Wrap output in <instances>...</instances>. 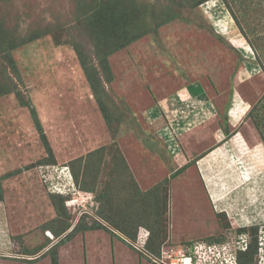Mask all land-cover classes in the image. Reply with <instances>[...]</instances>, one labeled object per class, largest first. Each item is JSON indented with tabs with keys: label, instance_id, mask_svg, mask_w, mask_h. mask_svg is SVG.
Returning a JSON list of instances; mask_svg holds the SVG:
<instances>
[{
	"label": "rangeland",
	"instance_id": "obj_1",
	"mask_svg": "<svg viewBox=\"0 0 264 264\" xmlns=\"http://www.w3.org/2000/svg\"><path fill=\"white\" fill-rule=\"evenodd\" d=\"M104 1L0 0V85L16 88L0 96V178L15 172L1 180L0 264H51L47 250L80 218L83 225L102 222L94 194L80 189L93 171H98L101 185L116 176L113 200L122 205L126 201L134 214L139 203L129 199L136 189L153 188L213 148L171 179L162 249L175 256L188 248L193 264H236V251L244 245L237 229L258 225L260 248L254 264L264 262V66L256 62L260 53L264 63V0H208L199 7L185 6L180 8L183 20L161 26L109 56L113 80L100 75L114 114L111 125L73 47L80 46L100 69L87 14ZM139 2L155 4L156 9L169 4ZM35 34L37 39L11 51L17 66L12 68L2 48L27 42ZM18 92L37 110L57 160L53 166L44 163L48 153ZM253 107L263 117V131L249 115ZM96 151L99 157L103 153L99 169L85 164L87 155ZM91 160L98 167L95 155ZM31 164L35 166L27 169ZM73 184L75 191L66 202L71 226L56 237L64 217L51 200V188L65 192ZM221 211L222 222L217 216ZM226 223L229 227L222 226ZM140 230L131 243L124 235L79 230L57 244L59 264H156L129 245L143 248L148 233ZM215 235L223 236L222 242L206 243ZM187 240L193 245H184ZM175 260L172 256L156 262Z\"/></svg>",
	"mask_w": 264,
	"mask_h": 264
},
{
	"label": "trees",
	"instance_id": "obj_2",
	"mask_svg": "<svg viewBox=\"0 0 264 264\" xmlns=\"http://www.w3.org/2000/svg\"><path fill=\"white\" fill-rule=\"evenodd\" d=\"M162 1H167L169 4L167 6H159V8L156 9L154 6L155 4H147L144 2H139V0H105V3L97 5L91 15L87 14V28L90 29V39L93 46L95 47L97 63L100 69H98V67L94 66L91 63L88 55L83 52L80 46H78L77 44L73 45L79 57L81 67L91 88L92 94L94 95V98L100 108L105 122L108 125H111L112 119L114 118V114L107 106V101L105 98L106 91L103 85L102 76L100 74L102 72L104 79L107 82H111L113 80V74L109 63V56H111L115 52H118L128 47L133 42L139 40L150 32L157 33L158 28H160L161 26L167 25L175 20L182 19L183 16L181 15L180 8H183L185 6H190L191 8L197 6L199 7L200 4L208 0ZM157 2L160 3L161 0H157ZM173 5H175L178 9L174 8ZM230 11L235 15L233 10ZM38 37L39 36L35 34L32 35L29 40L27 39V42L23 41L10 47L2 48V51H4V53L8 55V61L10 62L12 68L16 69L17 66L11 54V51L16 47L22 45V43H28L29 41L37 39ZM252 44L254 43L252 42ZM254 47L257 52L258 48H256L255 45ZM262 53L264 54V50H262ZM259 57L260 53H258V60H256V62L259 63L260 66L261 63L264 66L263 60ZM188 89L190 90V86L188 87ZM13 91H16V88L13 86H7L3 88L0 85V96L6 95ZM18 97L20 98L21 103L30 107L32 111L35 126L41 136L42 142L48 153V159H46L44 163L51 164L49 166L55 165L57 163V160L55 158L51 143L47 135L45 134L43 124L37 114L36 108L29 101L23 100L21 96H19V92ZM249 115L253 120L254 125L261 131L262 129L260 128V123L263 117L260 116L259 118L258 111H256L254 107L250 110ZM224 130L225 133L228 135V129L226 126L224 127ZM261 136L264 141V134L261 133ZM97 152L98 151L90 152L92 154L87 155V157L85 158V164L99 169V166L101 165L103 160V153H101V157H99L100 153L98 154ZM209 152L210 150L205 151L196 156L194 159L190 160L181 168L171 171L168 178H165L162 183L156 184L153 188L146 191L136 189V193L138 195L136 194L134 198L130 197L129 199L133 200V203H139L138 210H135L134 214L131 211L132 208L128 206L126 201L125 204L122 205L118 202H114L113 200V197L115 196V186L117 184L114 183L116 181V176L110 184L101 185L102 183H100L97 179L98 171H93L92 178L88 179L84 177L85 181L83 184L80 185V189L82 191L91 192L94 194L93 198L95 200L97 208L96 212L103 223L100 220H96L95 222L89 225H83L82 220L80 218L78 223L67 233L64 238H61L58 243H61L65 238H71L79 230L84 232L104 230L113 237L118 236L120 235L119 233H121L128 239L127 240L124 237V239H126L127 241H129V239H132L131 241L135 242L137 241V234L141 231L140 229L143 228L148 233L147 239L143 244V248H135L134 246H132V244H130V241L129 245L133 249L137 250L140 256L147 257L151 259L153 263L158 264L156 262V259L162 258V248L163 244L165 243V239L163 238L167 235L165 226L166 223H168L169 221V183L171 179H174L184 170H186L189 165L196 164L199 159L204 157ZM91 155H95V160L98 167H96L95 162L91 160ZM119 162L120 161H118L117 163ZM32 166L35 165L31 164L29 166H26V168L28 169ZM125 166L123 165V168H126ZM118 167V171H120V168H122V166L120 167V165H118ZM19 171H17V173ZM12 173L15 172H11L10 175ZM73 174L74 181L77 183L78 174L72 170V175ZM10 175L6 174L5 176L0 178V201L4 199L1 180L8 178V176ZM134 183L137 185L135 181ZM71 187L72 188H69L68 191L65 192L61 190H58L59 192H57L54 187V189L51 188V191L53 192L50 195L51 200L55 204V207L60 214L59 217H64L62 222L63 228L59 231H54L56 237L60 236L71 226L70 216L68 213L69 210L66 205V202L70 199V193H73L75 191V185L73 184V186ZM124 190L126 191V188H124ZM142 211H144L145 213L143 214ZM217 216L219 218V221L222 222L225 213L221 211L217 214ZM226 224H222V226L229 227V223ZM115 230L119 233H117ZM258 230V225H252L249 228L240 227L237 229L239 236L244 239V245H242V247L240 246L236 251V264H254V257L258 253V250L260 248V236L258 234ZM244 236H246L248 240L245 239ZM223 238L224 237L221 235H215L209 238L210 242L206 243H208L209 245H211V243H220L222 242ZM57 244L53 245L50 249L47 250V252H50L51 254V264H59ZM184 245H188L190 247L193 245V241H184ZM190 253L193 254L192 250H190ZM41 256H38L37 258L33 259H28V261H34Z\"/></svg>",
	"mask_w": 264,
	"mask_h": 264
},
{
	"label": "built area",
	"instance_id": "obj_3",
	"mask_svg": "<svg viewBox=\"0 0 264 264\" xmlns=\"http://www.w3.org/2000/svg\"><path fill=\"white\" fill-rule=\"evenodd\" d=\"M174 257L176 258V260L174 262L171 261L170 264H193L194 263V259H193V254H191L187 248V251L185 252L183 249H181L177 255H169L167 256V252H164L162 253V258H165V257ZM162 258H157L156 261H161Z\"/></svg>",
	"mask_w": 264,
	"mask_h": 264
},
{
	"label": "crops",
	"instance_id": "obj_4",
	"mask_svg": "<svg viewBox=\"0 0 264 264\" xmlns=\"http://www.w3.org/2000/svg\"><path fill=\"white\" fill-rule=\"evenodd\" d=\"M200 91H202V90H200ZM184 92H188L187 90L186 91H184ZM167 111L168 110H166L165 111V114L167 113ZM165 116V115H164ZM169 126H170V124H169ZM177 126H179V125H177ZM179 128V127H178ZM158 134V133H157ZM159 135V134H158ZM218 147V146H217ZM215 149L213 148L210 152H213ZM210 152L208 153V155L207 156H209V154H210ZM198 167V166H197ZM204 168H206L207 167V165L206 164H204V166H203ZM210 171V168H206L205 169V172L208 174V172ZM201 173V172H200ZM201 177H202V175H201ZM202 179V178H201Z\"/></svg>",
	"mask_w": 264,
	"mask_h": 264
},
{
	"label": "clouds",
	"instance_id": "obj_5",
	"mask_svg": "<svg viewBox=\"0 0 264 264\" xmlns=\"http://www.w3.org/2000/svg\"><path fill=\"white\" fill-rule=\"evenodd\" d=\"M117 233H119L118 231H117ZM120 235H122L121 233H119ZM264 254V253H263ZM236 257V256H235ZM236 262V261H235ZM259 264H264V262H260Z\"/></svg>",
	"mask_w": 264,
	"mask_h": 264
},
{
	"label": "water",
	"instance_id": "obj_6",
	"mask_svg": "<svg viewBox=\"0 0 264 264\" xmlns=\"http://www.w3.org/2000/svg\"><path fill=\"white\" fill-rule=\"evenodd\" d=\"M116 231V230H115ZM117 232V231H116Z\"/></svg>",
	"mask_w": 264,
	"mask_h": 264
},
{
	"label": "bare ground",
	"instance_id": "obj_7",
	"mask_svg": "<svg viewBox=\"0 0 264 264\" xmlns=\"http://www.w3.org/2000/svg\"><path fill=\"white\" fill-rule=\"evenodd\" d=\"M50 234V233H49Z\"/></svg>",
	"mask_w": 264,
	"mask_h": 264
}]
</instances>
